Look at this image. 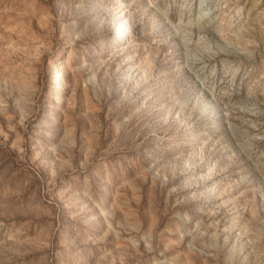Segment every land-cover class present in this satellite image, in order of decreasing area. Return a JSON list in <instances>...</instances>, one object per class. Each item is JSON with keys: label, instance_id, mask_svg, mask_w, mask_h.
<instances>
[{"label": "rangeland", "instance_id": "1", "mask_svg": "<svg viewBox=\"0 0 264 264\" xmlns=\"http://www.w3.org/2000/svg\"><path fill=\"white\" fill-rule=\"evenodd\" d=\"M0 264H264V0H0Z\"/></svg>", "mask_w": 264, "mask_h": 264}]
</instances>
